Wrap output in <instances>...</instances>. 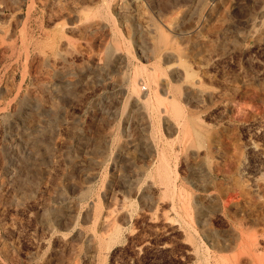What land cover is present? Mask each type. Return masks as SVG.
<instances>
[{
	"label": "rangeland",
	"instance_id": "374dc122",
	"mask_svg": "<svg viewBox=\"0 0 264 264\" xmlns=\"http://www.w3.org/2000/svg\"><path fill=\"white\" fill-rule=\"evenodd\" d=\"M0 264H264V0H0Z\"/></svg>",
	"mask_w": 264,
	"mask_h": 264
},
{
	"label": "bare ground",
	"instance_id": "6f19581e",
	"mask_svg": "<svg viewBox=\"0 0 264 264\" xmlns=\"http://www.w3.org/2000/svg\"><path fill=\"white\" fill-rule=\"evenodd\" d=\"M104 226V224H101V227H103Z\"/></svg>",
	"mask_w": 264,
	"mask_h": 264
}]
</instances>
